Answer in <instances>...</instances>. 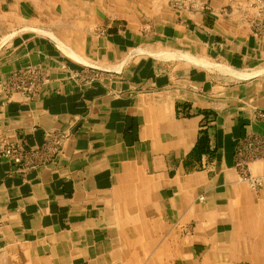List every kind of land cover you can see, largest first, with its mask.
<instances>
[{
    "label": "crops",
    "instance_id": "crops-1",
    "mask_svg": "<svg viewBox=\"0 0 264 264\" xmlns=\"http://www.w3.org/2000/svg\"><path fill=\"white\" fill-rule=\"evenodd\" d=\"M260 9L0 0V146L68 135L37 169L0 157V264H264V159L258 191L234 159L264 136ZM29 66L49 79L37 98L2 91Z\"/></svg>",
    "mask_w": 264,
    "mask_h": 264
},
{
    "label": "built area",
    "instance_id": "built-area-1",
    "mask_svg": "<svg viewBox=\"0 0 264 264\" xmlns=\"http://www.w3.org/2000/svg\"><path fill=\"white\" fill-rule=\"evenodd\" d=\"M174 7L182 9V4L175 1ZM184 9V8H183ZM258 23L254 24V35L264 37V10H258ZM49 83L45 72L37 67L29 66L10 75L7 82L1 85L2 91L10 96H18L21 101L28 102L37 98ZM258 122L264 125V112H256ZM68 135L64 132H47L43 144L31 149H23L20 145L0 146V157L7 159L20 168V172L37 169L52 164L61 153ZM235 168L239 180L258 191L262 185V178L253 176L249 166L264 159V136L250 135L237 142L235 147Z\"/></svg>",
    "mask_w": 264,
    "mask_h": 264
},
{
    "label": "rangeland",
    "instance_id": "rangeland-1",
    "mask_svg": "<svg viewBox=\"0 0 264 264\" xmlns=\"http://www.w3.org/2000/svg\"><path fill=\"white\" fill-rule=\"evenodd\" d=\"M249 169H250V166H249ZM250 171V170H249ZM251 173V172H250ZM254 176V175H253ZM249 186V185H248Z\"/></svg>",
    "mask_w": 264,
    "mask_h": 264
}]
</instances>
